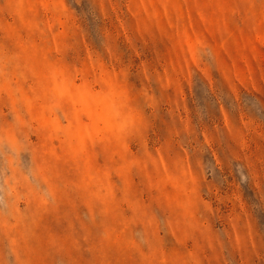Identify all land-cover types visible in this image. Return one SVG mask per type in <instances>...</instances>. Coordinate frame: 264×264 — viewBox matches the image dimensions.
Here are the masks:
<instances>
[{
	"label": "rangeland",
	"instance_id": "1",
	"mask_svg": "<svg viewBox=\"0 0 264 264\" xmlns=\"http://www.w3.org/2000/svg\"><path fill=\"white\" fill-rule=\"evenodd\" d=\"M0 264H264V0H0Z\"/></svg>",
	"mask_w": 264,
	"mask_h": 264
}]
</instances>
